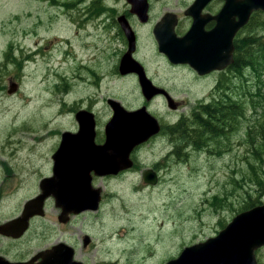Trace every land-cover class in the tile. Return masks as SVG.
<instances>
[{
  "label": "rangeland",
  "instance_id": "obj_1",
  "mask_svg": "<svg viewBox=\"0 0 264 264\" xmlns=\"http://www.w3.org/2000/svg\"><path fill=\"white\" fill-rule=\"evenodd\" d=\"M71 1L0 0V188L17 190L16 197L12 199L11 194L10 200H4L0 215L4 219L13 200L21 207L36 191L40 178L49 171L50 156L59 146L61 133L78 129L75 112L79 108H90L100 117L101 132L112 115L107 99L119 100L128 109L146 105L163 128L134 151L143 164L130 174L127 189L133 190L122 191L126 200L132 199L125 201L124 210L129 214H87L82 227L93 235L94 244L84 248L78 234L72 242L78 259L88 264H164L180 255L185 246L215 235L222 228L220 221L225 224L239 212L248 192L256 195V186L243 181L249 176L248 161L252 160L246 140L250 122H228L226 136L212 141V152H189L185 147L187 155L171 156L181 142L177 133L171 136L165 128L184 117L194 123L198 106L225 96L217 84L221 74L200 76L192 68L170 66L144 48L139 59L154 83L169 92L168 97L154 92L145 100L137 79L116 71L127 53L119 57L115 53L126 49V42L89 29V21L88 28H81L79 15L68 6ZM104 2L110 6L115 0ZM260 26L264 40V13ZM8 53L22 66L7 59ZM246 73L252 88L255 74ZM14 85L16 89L10 92ZM247 112L253 114L251 109ZM161 159L165 167L157 173L158 183L147 186L144 170ZM105 183L108 190L119 188L113 180ZM214 195L226 197L217 211ZM261 199L264 202V194ZM132 208L139 212L132 213ZM147 223L151 228L157 226V231ZM125 227L132 230L123 233ZM42 231L46 240H59L66 234L61 236L46 224ZM17 244L38 248L30 237ZM257 256L264 262V247L257 250Z\"/></svg>",
  "mask_w": 264,
  "mask_h": 264
},
{
  "label": "flooded vegetation",
  "instance_id": "obj_2",
  "mask_svg": "<svg viewBox=\"0 0 264 264\" xmlns=\"http://www.w3.org/2000/svg\"><path fill=\"white\" fill-rule=\"evenodd\" d=\"M104 1L105 0H93L88 4H85L86 0H72L68 6L74 8L75 13L79 15L81 20V24H80L81 28L83 27L88 28L86 26V22L89 21L90 22L89 29H94V30L99 29L96 31H98L99 33L101 32L108 33V35L111 36L115 41L118 38H121L123 41L126 42L127 48L125 49L124 47H122L120 51L115 53L116 55H118V57L122 53L125 54L128 52V49L130 47V41L134 40V45H133L134 50L132 51L131 55L144 66L146 75L153 83L154 81L149 76L146 66L139 59L141 58L140 54L142 53L144 48L149 49L152 55L161 56L170 66H183V67L192 68V70H194L200 76L207 75L209 73L221 74V77L218 79L217 82V84H219L221 87H223L225 83H227L230 74H232L231 71L232 69L230 68L231 65L222 69H215L207 73H200L197 68L191 66L188 63L172 62L167 56V54L163 52L160 48L159 39L161 38L185 39L189 43L192 49H196V51L204 52L205 54H208L210 52L209 46L212 44V41H216L218 44L221 43V45L224 46H229V40H231L232 45L234 47L232 53L234 60L237 47L243 46L246 41L250 42V41L258 40L259 37L261 36L260 17L261 14L264 12H262L259 8H256L252 10V12L248 15L247 20L244 23L239 24L241 20L239 14L236 13L233 7H231V9L229 8L227 9V7H229L228 0H115V3L110 6L106 5ZM236 1L244 2V0H236ZM207 66L208 64H205L202 66L201 69H204ZM119 67L120 66H116V71L119 69V73L121 75L134 76L138 81L144 99L148 97L143 92L142 86L140 84L139 75L136 72L123 73L120 71ZM154 85L160 89H163L164 91H162L161 93L168 97L169 92L165 88L160 87L155 83ZM239 85H241L240 82H238L235 86H237V88L239 89L242 88ZM234 94L236 93L234 92ZM239 98L242 97L237 95L232 99L238 100ZM110 99H114V98H110ZM216 100L219 99L216 98ZM107 102L112 109V115L110 119L105 123L104 129L101 132H100L101 123H102L101 119L99 116L95 114L94 111H92V109L79 108L75 112V119L78 123V129L66 130L61 133V140L59 146L50 156L51 159H50L49 171L45 175H42V177L40 178L36 191L30 196H27V200H25V202L22 203L21 207H19L17 199L13 200V203H10L9 205L11 209L10 210L6 209V215H4V219L3 216L0 215V225H8L12 223L14 220L20 219L28 201L41 196L45 192V190L43 191L41 187L43 180L56 176V169H55L56 162L54 159V155L61 145L62 136L65 132L67 131L73 133L78 132L79 122L76 117L78 111L84 110L92 114V116H94L96 122L95 124L96 144L102 145L107 141L106 127L107 125L110 124L115 114L114 108L113 106H111L108 99ZM119 103L128 111H135L146 106V105H142L141 107L138 108L128 109L122 104L121 101H119ZM71 110L75 111V108H72ZM147 110L150 112L148 108ZM162 128L163 127L161 125V129ZM194 128L196 127L194 126ZM142 144L135 146L134 149L131 151L129 155L131 166L128 167L126 165L124 169H119L115 173L114 171L117 168H113L111 169L112 171L109 170L110 172L107 171L109 173H104L103 175L95 174L94 171L91 173L92 185L95 188H101L102 199L100 201L99 208L81 209L80 207L81 204L79 202L72 201V200H76V198L79 199V193L78 194L67 193V192L63 193L62 196L64 198L69 199V201H66L64 203L63 207L57 203V199L54 195H49L43 199L40 197L39 200L41 201V205L37 204L36 213L31 215V217L28 220H24L23 222L21 221L19 225L14 224L13 226L7 228L5 232H0V263H4L6 259L9 262H13V263L16 262L25 263L32 261L33 264H44V262L47 264L48 260L49 261L53 260L52 255L47 254L46 257L39 256L41 252L51 251L54 249L55 245L64 243L74 248L75 250L74 262L77 261V262H82L83 264H88L85 261L78 259L76 246L72 242L73 235L78 234L79 237L82 239L81 242L83 244V247L88 249L94 244V237L92 234L84 232V227H82V220L85 218L87 214L93 215L94 213H96L101 216V214L106 212L110 215H118L119 217H121V215L124 214H129L126 213L124 210V208L126 207L125 201L129 203L131 202L132 199L126 200V197L122 194V191H124L127 194L128 192H131L133 190V188L127 189L128 187L127 183H129L132 180V176L130 175L131 172H133L137 167L141 168V164H143L141 160L137 157V155L134 153L135 149ZM191 150H194V147L191 146L189 148V152ZM173 155L178 157V155L174 152L171 153V156ZM68 163H69L68 165H73L72 162H68ZM163 167H165V163H164V159H161L156 161V163L153 164L152 167H149L146 170H144L143 172L144 183L147 186L148 184H151L149 181L146 180L145 174L147 171L152 170L156 175L157 182L155 184H157L159 181V176L157 173L159 169ZM72 169L76 170V172L74 171L71 172L72 182L78 183V179L75 178L76 175L78 176L87 175L85 166L82 163H79L78 166H73ZM99 178L100 180L98 182ZM108 179L118 183L119 188H112L111 190H108L107 184L105 183V180ZM51 182L53 181L51 180ZM56 183L57 181L54 182V185ZM121 184H124L125 186H121ZM44 187L47 186L44 185ZM2 190L4 189L0 188V191ZM16 191L17 190H14L12 192L10 191L1 192L3 194L0 195V210L5 204L4 200L5 199L10 200L11 194L12 195L14 194L12 199L17 196L15 195ZM214 198L215 195L213 196V200H215ZM119 205L121 210H119ZM105 206H108V208H105ZM114 208L116 209V213H114ZM133 209L134 208L130 210L132 213L139 212L138 209L135 212L133 211ZM43 224H46L48 228L52 229L55 232H58L61 236H63V232H66L65 238L59 240L44 239V233L42 231ZM147 224L150 229L155 230L157 228V226L151 228L150 224L149 223ZM130 230L132 229L125 227L123 233L125 232L128 234ZM123 233L120 235V237L122 238H123L122 236ZM28 237H30L33 243L37 244L38 246L37 249H34L33 247L30 246L22 247L17 244L20 243L21 241L25 242V239ZM86 237L89 238V242L87 244L85 241Z\"/></svg>",
  "mask_w": 264,
  "mask_h": 264
},
{
  "label": "water",
  "instance_id": "obj_3",
  "mask_svg": "<svg viewBox=\"0 0 264 264\" xmlns=\"http://www.w3.org/2000/svg\"><path fill=\"white\" fill-rule=\"evenodd\" d=\"M228 6L227 9L233 7L239 14L241 18L239 24H242L252 10L259 8L264 11V0H244V2L228 0ZM159 42L161 50L172 62L188 63L197 68L200 73L225 68L234 61L232 54L234 47L231 40H229V46L212 41L208 54L192 49L185 39L161 38ZM133 45L134 40L130 41L129 50L122 58L120 71L136 72L146 96L150 97L151 93L164 91L154 85L146 75L144 66L131 55L134 50ZM205 64L208 66L201 69ZM15 89L14 85L9 91L13 92ZM109 102L115 114L106 127L107 141L102 145L96 144L94 116L84 110L78 111L76 114L79 122L78 132H65L61 145L54 155L56 176L43 180L41 187L45 192L28 201L20 219L8 225H0V232H5L14 224L19 225L21 221L28 220L36 213L37 204L41 205L40 197L43 199L54 195L57 203L63 207L64 203L69 201L62 196L63 193H79V199L72 201L79 202L81 209L99 208L102 199L101 188H95L92 185L91 173L94 171L95 174L103 175L117 168L115 173L119 169H124L126 165L131 166L129 155L134 147L146 142L161 129L158 119L147 110L146 106L135 111H128L115 99H109ZM68 162H72L73 165H68ZM79 163L85 166L87 175H76L78 183L72 182L71 172H76L72 167L78 166ZM145 178L151 184L157 182L152 170L146 172ZM55 181L57 183L54 185ZM85 241L87 244L89 238L86 237ZM262 246H264V203L236 214L216 235L184 247L178 257L168 260L165 264H259L256 250ZM47 254H51L53 259L48 260L47 264H83L74 262V248L64 243L55 245L51 251L41 252L39 256L46 257ZM0 264L33 263L32 261L13 263L5 259L4 263Z\"/></svg>",
  "mask_w": 264,
  "mask_h": 264
},
{
  "label": "trees",
  "instance_id": "obj_4",
  "mask_svg": "<svg viewBox=\"0 0 264 264\" xmlns=\"http://www.w3.org/2000/svg\"><path fill=\"white\" fill-rule=\"evenodd\" d=\"M54 1V0H53ZM11 57L12 61L17 62L21 67L22 63L7 54V59ZM234 62L231 64L232 74H230L227 83L221 87V92L226 94L219 100H215L210 104L204 103L198 106L199 111L194 113V123L191 118H181L173 126L168 125L165 130L171 136L174 133L179 135L181 145L176 147L175 153L178 157L187 155L189 152L183 150L192 146L194 149L214 151L211 147L212 141L217 138L226 136V128L228 122H241L242 119H247L249 125L247 127V143L251 148L252 160L248 161L249 176L243 177V181H248L256 186V195L252 196L248 192V197L243 200L242 207L239 210L243 211L262 204L261 199L264 194V40L260 36L258 40L246 41L241 47H237ZM261 64V65H260ZM248 70L255 74L256 85L250 88V79L247 76ZM241 79L242 88L235 86L234 79ZM59 86V84H56ZM234 86L237 88V93L234 94ZM233 91L230 93L229 91ZM240 96L238 100L232 99L235 96ZM228 98V99H226ZM251 109L252 115H248L247 111ZM256 115V116H255ZM196 126V128H194ZM245 127V124H244ZM255 137L253 138V135ZM211 138V139H210ZM218 154H221L218 151ZM215 210L217 207H222L226 201L225 196L215 195ZM220 226L225 227L222 221ZM260 264H264L260 260Z\"/></svg>",
  "mask_w": 264,
  "mask_h": 264
},
{
  "label": "bare ground",
  "instance_id": "obj_5",
  "mask_svg": "<svg viewBox=\"0 0 264 264\" xmlns=\"http://www.w3.org/2000/svg\"><path fill=\"white\" fill-rule=\"evenodd\" d=\"M261 65V64H260Z\"/></svg>",
  "mask_w": 264,
  "mask_h": 264
}]
</instances>
